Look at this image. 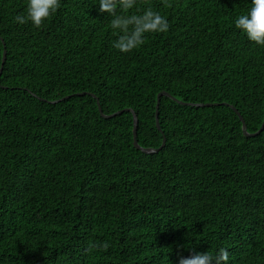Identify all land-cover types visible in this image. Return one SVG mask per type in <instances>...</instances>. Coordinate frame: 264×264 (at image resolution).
Masks as SVG:
<instances>
[{
  "label": "trees",
  "instance_id": "1",
  "mask_svg": "<svg viewBox=\"0 0 264 264\" xmlns=\"http://www.w3.org/2000/svg\"><path fill=\"white\" fill-rule=\"evenodd\" d=\"M26 6L0 0V264H264V128L222 104L249 134L264 121V46L235 27L252 0H61L39 28L15 21ZM148 9L168 30L115 48L113 19ZM160 92L219 105L161 96L159 131ZM91 94L165 146L136 149L133 113L104 118Z\"/></svg>",
  "mask_w": 264,
  "mask_h": 264
},
{
  "label": "clouds",
  "instance_id": "2",
  "mask_svg": "<svg viewBox=\"0 0 264 264\" xmlns=\"http://www.w3.org/2000/svg\"><path fill=\"white\" fill-rule=\"evenodd\" d=\"M61 0H27L26 15H17L15 21L24 24L30 21L39 28L60 7ZM136 0H98L99 11L110 15L117 6L131 9ZM131 25V29H129ZM113 29H119L121 35L114 42V47L121 52H130L143 43L145 33H163L169 28L168 21L151 9L136 17L116 16L112 21ZM235 27L242 31L249 41L264 46V0H252V7L247 14L235 20ZM179 264H229V252L220 248L215 254L208 251L196 252L181 258Z\"/></svg>",
  "mask_w": 264,
  "mask_h": 264
},
{
  "label": "water",
  "instance_id": "3",
  "mask_svg": "<svg viewBox=\"0 0 264 264\" xmlns=\"http://www.w3.org/2000/svg\"><path fill=\"white\" fill-rule=\"evenodd\" d=\"M2 40V39H1ZM3 45H4V43H3ZM5 57H6V51L4 50L3 51V57H2V63H1V67H0V75H1V73H2V69H3V64H4V62H5ZM79 94H89V93H78V94H76V95H79ZM95 99H96V101H97V104H98V110H99V112H100V114L102 115V117H104V118H110V117H112V116H114V115H116V114H118V113H121V112H123V111H131L132 113H133V111L131 110V109H125V110H122V111H117V112H115V113H113V114H110V115H105V114H103L102 113V110H101V107H100V105H99V103H98V100H97V98L95 97V95H93V94H91ZM161 96H167V97H169V98H171V99H173V100H175L176 102H178L179 104H182V105H189V106H196V107H209V106H218L219 105V103H197V104H193V103H185V102H182V101H178V100H176L173 96H171L168 92H160L158 95H157V103H156V111H155V123H156V127H157V129L159 130V131H161V128H160V125H159V119H158V109H159V103H160V97ZM65 98H67V97H64V98H62V99H65ZM62 99H60V100H62ZM60 100H55V101H48L49 103H56V102H58V101H60ZM223 105H227V106H229L237 115H238V117H239V119L241 120V122H242V131H243V134L245 135V136H255V135H257V134H259L262 130H263V128H264V121H263V123H262V125H261V127L259 128V130L258 131H256L255 133H253V134H249L248 132H247V130H246V125H245V123H244V120L242 119V117H241V115H240V113L237 111V109L235 108V107H233V106H231V105H229V104H226V103H222ZM133 118H134V128H133V145H134V147L136 148V149H139V150H141L142 152H144V153H153V152H157V151H159L160 149H162L164 146H165V142H166V139H165V137H163V141H162V144H161V146L159 147V148H157V149H148V148H142V147H140L139 146V144H138V142H137V139H136V136H137V134H136V128H137V122H138V120H137V117L134 115V113H133Z\"/></svg>",
  "mask_w": 264,
  "mask_h": 264
}]
</instances>
